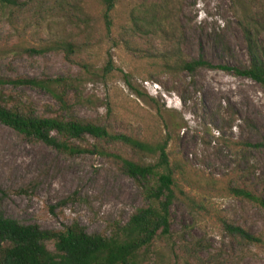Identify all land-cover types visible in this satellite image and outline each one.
<instances>
[{"label":"rangeland","instance_id":"rangeland-1","mask_svg":"<svg viewBox=\"0 0 264 264\" xmlns=\"http://www.w3.org/2000/svg\"><path fill=\"white\" fill-rule=\"evenodd\" d=\"M3 1L0 75L77 78L81 85L71 96L75 117L116 133L166 141L171 161L181 163L198 182L194 191H186L205 209L175 203V249L197 248L196 264H264V247L248 245L222 226L225 220L264 240V205L226 190L228 185H247L264 204V150L245 146L264 142V91L248 78L217 68L249 61L242 13L246 10L264 27V0H168L160 17L163 30L146 38L158 55L179 50L194 59L203 50L215 67L194 75H158L151 68L150 74L146 58L140 57L147 46L140 34L131 37V11L166 0H118L110 29L100 0H75L77 9L66 15L50 10L53 0H16L26 5L18 14ZM57 41L74 43L77 52L71 58L62 50L32 57L12 49L18 43L45 47ZM7 93L40 116L64 115L42 90L8 87ZM74 144L86 150L58 152L0 123L4 217L46 230L78 222L89 234L105 236L116 224L128 222L145 204L142 189L114 157L91 150L103 147L136 162H155L157 157L90 137ZM160 252L167 263L174 261L169 251Z\"/></svg>","mask_w":264,"mask_h":264},{"label":"trees","instance_id":"trees-1","mask_svg":"<svg viewBox=\"0 0 264 264\" xmlns=\"http://www.w3.org/2000/svg\"><path fill=\"white\" fill-rule=\"evenodd\" d=\"M244 0H236L242 2ZM5 5L18 9L15 14L22 13L26 5L16 0H6ZM105 10V20L108 29L112 26V15L118 5V0H100ZM168 0L162 4L134 9L130 13L133 31L138 39L147 46L140 57L146 58L147 66L158 75H179L188 73L194 75L204 68H214L205 54L198 58L187 59L179 50L158 55L152 51L147 36L158 35L163 30L160 17L168 6ZM55 7L50 10L66 15L77 9L75 0H53ZM24 7V9H23ZM27 8H30L28 6ZM15 14H12L14 16ZM242 29L247 42L249 61L244 65H219L217 68L238 77L248 78L259 84L264 91V27L250 18V13L243 10ZM252 19V20H251ZM22 33H20V37ZM130 37V38H131ZM54 45L35 47L26 43H18L12 49L16 53L29 56H42L49 51L62 50L67 58L77 51L72 42L57 41ZM133 46L130 41L126 43ZM132 48V47H131ZM11 49L10 52H13ZM109 62L107 73L113 71ZM80 80L66 76L59 77H16L0 75V123L14 130L28 140L41 143L62 153H79L86 149L74 144L87 137L106 145L121 144L141 154L154 159L155 162H136L127 159L119 153H108L103 147L91 150L114 157L121 171L136 181L142 189L145 204L138 208L128 222L116 224L109 236L98 233L89 234L85 227L75 222L62 230H46L38 224L26 225L17 220L4 217L0 212V264H196L198 257L196 249L185 246L175 249L173 242L172 209L177 201L188 204L191 208L205 210L186 191L195 190V181L179 162H172L167 152L168 143L158 140L139 139L134 136L116 133L105 125L80 119L72 114V94L78 91ZM39 89L50 95L58 104L64 115L52 117L40 116L32 107L16 102L7 93V88ZM245 146L258 151L264 150V142L250 143ZM111 152V151H110ZM227 193L238 198L256 201L264 205L247 185L234 187L228 185ZM0 193H3L0 189ZM207 211V210H206ZM223 228L232 236L238 237L248 245L264 247V240L248 231L222 220ZM197 247H200L197 245ZM161 250L171 253L174 261L167 263ZM155 256L153 261L152 257ZM152 262V263H151Z\"/></svg>","mask_w":264,"mask_h":264}]
</instances>
